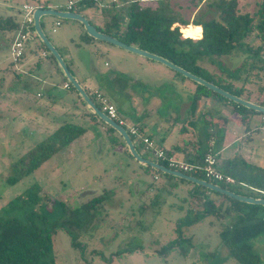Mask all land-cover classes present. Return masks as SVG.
<instances>
[{
	"label": "trees",
	"instance_id": "trees-1",
	"mask_svg": "<svg viewBox=\"0 0 264 264\" xmlns=\"http://www.w3.org/2000/svg\"><path fill=\"white\" fill-rule=\"evenodd\" d=\"M93 1H73L74 11H79L77 7L81 4H93ZM153 1L154 5L150 3L142 5L140 0L109 1L101 9L102 25H96L92 21L89 23L96 30L114 36L121 42L157 54L233 95L264 106V0H254L250 5L251 9H247V4L239 7L237 0ZM200 1L206 8V13L198 11ZM41 7H46V4H42ZM183 10H187L189 14L196 12V15L194 14L191 18L189 14L186 16ZM190 24L200 26L198 38L183 36L184 32L180 25ZM19 26L20 23L11 16H0V31L13 30L16 33ZM85 38L90 37L85 36ZM38 45L47 53L42 43L39 42ZM235 50L241 52L242 56L239 64L231 68L225 67L219 70L220 72H209L200 64L204 58L212 63L213 61H210L212 55H226L225 59H227ZM48 58L55 62L51 55H48ZM235 69L236 72L233 71ZM173 73L185 78L177 72L173 71ZM192 83V97L195 100L207 98L210 104L208 112L213 109L212 103H220L231 106L240 118L248 117L251 113L263 115L238 105L200 84L193 81ZM67 84L69 90L76 93L74 88ZM78 98L82 101L79 96ZM90 98L99 107L93 95H90ZM87 115L104 127L103 132L112 145H121L123 151L128 154L122 139L111 127L104 124L93 113L87 112ZM205 124L207 129L208 123ZM86 129V126L69 120L59 123L54 130L36 141L11 163L13 172L5 181L14 183L33 172L54 153L83 134ZM205 136H213V133L205 131ZM130 137L132 139V136ZM190 146L197 147L196 142L186 140L180 146L173 145L170 150L162 149L166 154L172 155V152L184 151ZM209 151H211L209 145L203 150L195 149V155L185 157V161L200 162ZM215 157L217 168L231 175L235 180L232 185L244 189L246 193L218 184L217 181L209 180L200 173L190 174L238 194L264 198V194L259 192H264V165L250 163L239 154L231 158H223L220 162L217 154ZM153 161L167 167L164 160L153 159ZM142 169L151 170L154 179L158 176L167 178L166 186L161 188H166L168 192H172L177 186L176 180L191 185L186 190V194L180 198L181 202L188 200L191 205L182 216L176 219L174 230L178 235L161 246L159 255L173 247L177 248L178 253L185 254L192 243L189 236L180 235L181 227L199 221L204 215H213L222 223L218 230L220 243L237 264H264V257H262L264 255L263 206L238 201L148 166ZM113 193L112 187L102 188L98 194L77 206H70L64 200L54 199L47 208L46 204H42L43 197L47 198V196L38 188L27 187L8 200L0 209V264H53L51 236L56 229H63L69 235L71 245L80 247L72 230L73 227L78 228L83 223L84 219L80 212L84 213L88 221H92L105 200ZM16 213L21 216L18 218ZM259 251H263V254ZM215 256V253L210 251L203 253V258L213 261V264H217Z\"/></svg>",
	"mask_w": 264,
	"mask_h": 264
},
{
	"label": "rangeland",
	"instance_id": "rangeland-1",
	"mask_svg": "<svg viewBox=\"0 0 264 264\" xmlns=\"http://www.w3.org/2000/svg\"><path fill=\"white\" fill-rule=\"evenodd\" d=\"M66 1L0 0V16L14 15L20 23L23 18L21 6L24 3L32 5L41 3L54 8H63ZM107 1L101 0L100 2L106 3ZM237 1L239 7L247 4V9H251L250 5L254 2V0ZM140 2L142 5L146 3L154 5L153 0H140ZM198 7L200 13L201 11L206 13L202 1L198 3ZM183 11L186 16L189 14L187 10ZM195 13L190 12L189 16L193 17ZM99 16L103 17L102 14ZM52 20V17L46 16L42 22V29L51 41L55 34L51 31L52 27L55 30L58 29V26H53ZM62 22L67 21L63 19ZM180 27L184 32L183 36L190 34L189 26L180 25ZM14 34L13 30L0 31V209L8 200L29 186L40 189L41 193L47 196V198L43 197L42 201L47 208L54 199L64 200L70 206H77L89 197L98 194L102 188L112 187L114 189V193L105 200L92 221H88L84 213L80 212L84 219L83 223L78 228H72L80 247L71 245L70 237L63 229H56L51 236L53 264H213V261L203 258V253L207 251L215 253L217 264H237L220 243L218 230L222 223L213 215H204L199 221L181 227L180 235L189 236L192 243L185 254L178 253L177 248L173 247L159 255L158 251L161 246L169 243L178 235L174 230L176 219L182 216L191 205L188 200L181 202L180 198L186 194V190L191 185L176 180L177 186L172 192L161 188L166 186L167 178L158 176L154 179L151 170H143L136 160L123 151L121 145H112L103 131H100L97 136L87 122H79L87 127L83 136H78L54 153L33 172L19 178L14 183L5 181L13 172L11 163L49 131L48 128H44L45 132H36L39 120L34 117L38 114L46 117L48 110L44 108V102L47 88L32 80L27 71H22V64L30 58L33 60L39 58L41 63H45V58L40 57V51L37 53L34 51L35 40H29V48L25 50L21 64L17 62L18 60L13 62L9 45ZM199 35H192V37L195 39ZM56 47L61 53L64 52L59 46ZM241 56V52L235 50L227 59H225L226 55H212L210 56L212 63L204 58L200 64L209 72H220L219 70L225 67L231 68L239 64ZM67 63L69 65V62ZM69 67L73 69L70 65ZM236 69L233 71L236 72ZM163 70L173 77L168 81L152 82L154 84L151 85H155L160 91L175 87L183 90L182 95H186L187 91L190 92V88L193 87L192 81L179 77L169 69ZM46 76L49 77L48 72ZM57 78L55 81L59 83L61 78L59 75ZM142 82L144 86L150 84L144 79ZM59 86L55 87L62 94L68 93ZM175 95L178 93L175 92ZM108 99L119 107L118 100L111 97ZM163 104L159 115L151 114L148 117L154 119L169 114V119L172 121L168 126L171 135L190 136L189 129L192 128L189 127L185 132L180 130L179 123L172 119L173 113L170 112L172 105L166 102ZM211 105L213 109L208 112L210 104L203 102V99L200 100V108L207 118L205 122L202 119L197 120L201 131L203 132L204 126L206 127L205 123H208L213 136L222 135L229 138L232 136L231 116H228V111H222V104L212 103ZM168 107H171L170 110H166ZM137 120L134 122L142 121V119ZM188 120L192 121L195 118L190 117ZM258 124L259 114L251 113L249 125ZM127 126L125 122L123 127L127 129ZM132 141L141 155L155 160L143 150L134 137ZM253 143L259 145L257 141ZM217 183L246 193L244 189L232 184L219 181ZM19 213H16L18 218L21 216ZM255 241L256 239L252 242L255 243ZM260 253L263 254V251Z\"/></svg>",
	"mask_w": 264,
	"mask_h": 264
},
{
	"label": "crops",
	"instance_id": "crops-1",
	"mask_svg": "<svg viewBox=\"0 0 264 264\" xmlns=\"http://www.w3.org/2000/svg\"><path fill=\"white\" fill-rule=\"evenodd\" d=\"M100 1L101 0H94L93 4L88 3V5L81 4V6L77 7V9L79 8L77 12L82 15L86 13L84 16L88 21H92L94 24L100 26L103 22V17L100 18L99 16L102 14L101 9H103L110 0L106 3H101ZM65 4L63 8L55 9L64 10ZM41 5L42 4L39 3L36 6L41 7ZM46 7L54 8L48 4H46ZM6 16H11L18 22L14 15ZM45 17L46 16H42L40 18L41 28ZM52 18L53 24L57 18ZM62 20L63 19H59L57 30L54 29V31H52L51 29V31L55 33L53 35V41L47 36L46 37L61 55L73 77L84 88L89 97L90 94L92 95L94 89H98L105 94L106 97L108 96V98L111 97L118 100L119 107L118 105L116 107L120 117L123 118L128 126L137 128L141 135L150 137L157 147L170 150L173 145L180 146L186 140L195 141L197 147L192 148V146H190V148L184 151L172 152V156L180 160H185V157L195 155V149L197 151H199V149L203 150L209 145L210 150L217 154L219 162L223 158H231L239 154L250 163L261 166L264 165V136H261L264 134V131L260 129V125L262 124L261 115H259V124L250 126L249 119L251 114H249L248 117L240 118L231 106L222 104V111H228V116H231L232 136L229 138L222 135L206 137L205 131L211 132V127L208 125V128L205 129L206 127L204 126L202 132L197 120L199 121L202 119L203 122H205L207 119L204 116L205 113H203V110L200 108V100L203 99V102L207 104V98L195 100L191 94L193 87L190 88V92L187 91L186 95H182L181 93H183V90L175 87H168L163 91L158 90L159 88L151 84H154L152 82L158 80L168 81L169 78H172L173 76L171 74L163 70L169 68L158 62L146 59L88 36L82 25L75 20L66 19L65 21L67 22H62ZM188 26L191 27L189 35H198L200 33V26L191 24ZM85 36L90 38H85ZM32 40L36 42L34 51L36 53L40 51V57L45 58V63H41V59L39 58L37 60L34 59L35 61L33 58H30V60L22 64V71H27L32 80L43 85L44 88H47L44 108L48 110L46 111V117L42 114L34 116L39 120L36 132H45L44 128H48L49 131L45 133L46 135L54 130L59 123L69 120L75 123H89V126L94 129L98 136L100 131H103L104 127L87 115L89 110L86 105L80 101L77 93L64 86L65 80L59 72L56 63L54 62V64L48 58L47 54L42 55L44 50L38 45L39 41L37 38L34 37ZM56 46L62 48L64 52L61 53ZM23 57L17 62H22ZM67 62H69V65L73 69L69 67ZM47 72L49 77L46 76ZM57 75L61 78L59 83L55 81L58 79ZM122 79L125 80V82ZM143 79L150 83L149 86H144L142 82ZM56 85H60L59 87L68 91V93L62 94L60 90L55 87ZM57 90H59V92L56 93ZM175 92H177L178 95H175ZM164 102L172 105L171 107L174 110L171 107L166 108V110H170L171 108L170 112L173 113L172 119L179 123L180 130L185 132L189 127L192 128L189 129L191 131L189 134L190 136L171 135L168 126L172 121L169 119V114L154 119L148 117L151 114L159 115ZM190 117H194L195 120L189 121L188 119H190ZM137 119H142V121L135 123L134 120L138 121ZM192 125H196L198 130L197 127H193ZM197 131H199V133ZM83 134H81V136H83ZM136 141L138 143L137 139ZM254 141H257L259 145H255L253 143ZM260 147L261 149H259Z\"/></svg>",
	"mask_w": 264,
	"mask_h": 264
},
{
	"label": "water",
	"instance_id": "water-1",
	"mask_svg": "<svg viewBox=\"0 0 264 264\" xmlns=\"http://www.w3.org/2000/svg\"><path fill=\"white\" fill-rule=\"evenodd\" d=\"M42 16H51L59 19H69V20H75L79 22L85 33L97 40L109 43L111 45H114L116 47H119L123 50L129 51L133 54L139 55L141 57H144L146 59L158 62L165 67L169 68L170 70L179 73L183 77L189 79L190 81H193L197 84H200L207 89L225 97L226 99L241 105L247 109L254 110L256 112H259L261 114H264V106L256 104L252 101H249L247 99H244L240 96L233 95L224 89L220 88L219 86L197 76L194 75L185 69L177 66L176 64L170 62L169 60L148 52L146 50H143L135 45L127 44L124 42H121L114 36L108 35L104 32L96 30V28L89 23L88 19L82 15L81 13L77 11H67V10H59L51 7H36L32 11V33L33 36L29 40H32L34 37L38 39L40 43L44 45V47L47 49V55H51L56 63V66L59 70V72L62 74V77L66 81V83H69L74 90L76 91L77 95L81 98L83 103L86 105L89 112L93 113L95 116H97L98 119H100L104 124L111 127L122 139L125 150L127 153L136 160L142 167L148 166L151 169L157 170L162 173L170 174L176 178H181L183 180L192 182L196 185L203 186L209 190H213L216 192H219L221 194L227 195L231 198H234L238 201L251 203V204H259L264 207V198L262 197H254V196H247L235 193L229 189L223 188L219 186L218 184H215L213 182L195 177L193 175L184 174L180 171L170 169L168 167H165L151 159L143 157L135 148L134 143L125 130L124 127L117 124L115 121L110 119L103 111H101L95 103L92 101V99L88 96L84 88L76 81V79L73 77L69 69L67 68L64 60L62 59L61 55L58 53V51L55 49V47L52 45V43L48 40L45 33L43 32L41 25H40V18Z\"/></svg>",
	"mask_w": 264,
	"mask_h": 264
},
{
	"label": "built area",
	"instance_id": "built-area-1",
	"mask_svg": "<svg viewBox=\"0 0 264 264\" xmlns=\"http://www.w3.org/2000/svg\"><path fill=\"white\" fill-rule=\"evenodd\" d=\"M36 7L38 6L29 3H24L21 6L23 12V18L20 22V26L18 30L14 34L11 43L9 45V50L13 62H16L24 55V52L28 47L29 39L31 38V36H33L32 11ZM64 10L74 11L75 5L73 1L67 0ZM58 24H59V18H57L54 21L53 26H57ZM54 29L55 28L52 27V31H54ZM45 54H46L45 51L42 52V55ZM64 86L68 87V84L64 82ZM92 95L95 101L99 105V107L98 106L97 107L101 111H103L110 119H112L117 124L123 127L125 121L123 120V118L120 117L116 106L108 100L106 95L103 94L98 89H94L92 91ZM261 121L262 124L260 125V129L264 131V114L261 115ZM125 130L129 134V136H132L138 140V143L141 145L143 150H145V152L153 156L155 159L164 160L167 163V167L170 169L177 170L184 174H189V175H191L190 173H200L209 180L219 181L226 184L235 183V180L231 175L226 174L217 168L216 157H215L216 153L212 151L207 152L203 156L200 162H187L185 160L177 159L172 155L166 154L164 149L157 147V145L151 138L141 135L137 130V128H135L134 126H127V129ZM253 190L259 191L257 189H253ZM259 192L264 194L263 191H259Z\"/></svg>",
	"mask_w": 264,
	"mask_h": 264
},
{
	"label": "bare ground",
	"instance_id": "bare-ground-1",
	"mask_svg": "<svg viewBox=\"0 0 264 264\" xmlns=\"http://www.w3.org/2000/svg\"><path fill=\"white\" fill-rule=\"evenodd\" d=\"M187 28H188V27H187ZM189 28H191V27L189 26ZM199 34H200V33H199ZM199 34H198V35H199ZM189 36H191V37H192V35H189ZM199 36H200V35H199ZM192 38H193V37H192Z\"/></svg>",
	"mask_w": 264,
	"mask_h": 264
}]
</instances>
